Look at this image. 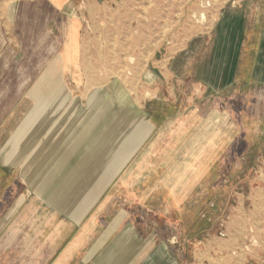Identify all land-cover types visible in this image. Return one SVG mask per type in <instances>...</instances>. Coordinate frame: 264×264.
Masks as SVG:
<instances>
[{
	"label": "rangeland",
	"instance_id": "374dc122",
	"mask_svg": "<svg viewBox=\"0 0 264 264\" xmlns=\"http://www.w3.org/2000/svg\"><path fill=\"white\" fill-rule=\"evenodd\" d=\"M112 1L119 9L101 17L79 9L82 37L93 44L82 45L79 81L62 83L76 85L63 97L79 109L69 130L78 132L80 172L33 175L61 184L60 197H80L82 221L67 230L64 247L80 236L66 264H147L161 252L154 264H264V0ZM33 48L0 79L3 233L24 199L33 203L27 229L60 225L46 215L54 207L6 169L23 160L8 155L32 108L27 93L40 65L33 60L46 49ZM142 126L137 146L132 136ZM73 143L70 136L57 149ZM64 160L43 165L60 168ZM44 233L12 238L17 264L54 263L43 260L46 244H56Z\"/></svg>",
	"mask_w": 264,
	"mask_h": 264
},
{
	"label": "crops",
	"instance_id": "0c3cea01",
	"mask_svg": "<svg viewBox=\"0 0 264 264\" xmlns=\"http://www.w3.org/2000/svg\"><path fill=\"white\" fill-rule=\"evenodd\" d=\"M79 9H89L94 16L98 17L99 15L101 17L103 12L107 13L109 9H119V7L116 6L115 8L112 0H0V79L11 76L10 71L14 69L13 65L22 58H26L24 61L27 60L26 56L30 55L27 52L29 50L34 51L33 47H46V49L40 50V53L44 52V54L30 56H36L33 61L40 63L37 65L39 66L38 79L27 93V98L31 102L33 101L32 108L24 117L22 127L11 138L13 151L8 155L9 159L23 160L20 164L6 165V169L11 170V172L17 171L23 175V180L26 181L28 187L30 186L29 189L35 193L33 195L42 202L41 205H44L45 199L47 201H44L45 205L50 208L54 207L51 212L47 207L48 213L46 215L49 214L52 221L60 224L57 229L49 230L47 220L44 228L41 225L39 230L27 229V224L31 221V215L27 212L31 211L29 207H32L33 203H28L27 199H24L19 206V209L24 208L23 213L15 220L9 219L8 226L12 220L14 222L9 228L7 227L8 230L5 233L3 232L6 229L0 231V264H17L16 256L14 259L12 257L13 253L17 251V249L13 251L14 245H10L13 242L12 238L20 236L45 237L44 232H46L48 239H53L56 242L54 244L50 241L46 244L44 261L47 262L50 258L55 257L53 264H66L65 253L72 252L73 255L76 252V238L80 236V228L78 235H74L71 244L66 248L64 247V239L66 234H69L67 230L74 227L76 222L79 224L82 221L80 197H77L76 200V192L71 193L70 198L66 194L60 197L62 192H59L61 190L59 186L61 184L56 185L58 182H50L49 179L42 177L38 178L39 180H33V175L38 173L48 175L49 173L60 172L62 168H64L62 172H72L75 166L76 173L80 172L81 167L76 161L80 154L76 151V134L78 132L76 133L75 129L69 130L72 125H76V112L79 109L76 110L75 98L71 104H66L67 101L65 102L63 97L64 94L76 93V85L69 88L62 84L64 77L71 78L75 84L79 81L78 79L82 75L81 70H84L82 64L87 60L81 54L82 45L93 44L85 36L82 37L83 26L81 18L77 15L80 13ZM64 16H68L67 21L64 20ZM54 29L57 30V34L59 33L58 30L61 31V50H58L60 44ZM89 54L91 55L90 52ZM89 58L92 57L88 56ZM90 61L91 59L88 62ZM121 94L123 95L116 100L124 104L127 93L121 92ZM68 111H70L69 114ZM145 130V127L142 126L139 131L133 133L132 137L137 146L145 137ZM69 135L72 136L74 142L72 148L64 149V144L63 149H57L61 141L69 139ZM51 157H62L66 160L63 161V166L60 168H56V166L50 168L49 165H43V162ZM57 206H68L69 212L67 214L65 212L60 213ZM95 218L96 216L92 215L87 221L88 224H84L83 228L91 225L96 220ZM71 222L74 225L68 224ZM157 254L151 258L149 263H147L148 261L146 263L154 264L153 261H156L163 253L161 252V255L155 257ZM199 254L200 258L202 256L205 258L208 251L202 250ZM23 259L22 253L19 254V260L22 261ZM44 263L41 262L40 264Z\"/></svg>",
	"mask_w": 264,
	"mask_h": 264
},
{
	"label": "bare ground",
	"instance_id": "6f19581e",
	"mask_svg": "<svg viewBox=\"0 0 264 264\" xmlns=\"http://www.w3.org/2000/svg\"><path fill=\"white\" fill-rule=\"evenodd\" d=\"M145 8H146V7H145ZM121 99H122V98H121ZM121 99H120V100H121ZM122 102H123V101H122Z\"/></svg>",
	"mask_w": 264,
	"mask_h": 264
}]
</instances>
